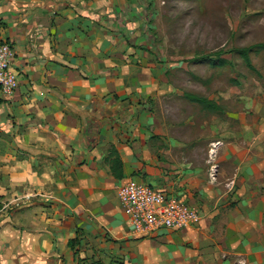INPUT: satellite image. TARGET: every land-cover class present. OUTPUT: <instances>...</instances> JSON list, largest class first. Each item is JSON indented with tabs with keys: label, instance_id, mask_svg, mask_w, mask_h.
Returning a JSON list of instances; mask_svg holds the SVG:
<instances>
[{
	"label": "crops",
	"instance_id": "crops-1",
	"mask_svg": "<svg viewBox=\"0 0 264 264\" xmlns=\"http://www.w3.org/2000/svg\"><path fill=\"white\" fill-rule=\"evenodd\" d=\"M139 16L135 0H0L19 81L0 90L1 140L55 153L70 175L57 192L0 190L2 264H264V123H229L206 170L156 177ZM112 147L127 177L187 199L200 223L137 235L129 217L93 219L84 194Z\"/></svg>",
	"mask_w": 264,
	"mask_h": 264
},
{
	"label": "rangeland",
	"instance_id": "rangeland-1",
	"mask_svg": "<svg viewBox=\"0 0 264 264\" xmlns=\"http://www.w3.org/2000/svg\"><path fill=\"white\" fill-rule=\"evenodd\" d=\"M135 1L140 6V44L150 47L149 55L140 51L139 58L150 70L141 92L155 176L162 180L206 170L214 163L211 144L226 141L221 135L229 123H264V49L259 47L264 43V0ZM240 48L251 49V66L236 51ZM219 54L228 64H217ZM187 93L215 102L221 111L205 109ZM110 151L104 167L112 166ZM104 169L101 186L84 194L93 207L91 217L109 226L120 218L128 225L116 188L139 173L116 180L112 169ZM65 171L55 153L22 149L0 136V190L29 186L57 192L67 187L70 175Z\"/></svg>",
	"mask_w": 264,
	"mask_h": 264
},
{
	"label": "built area",
	"instance_id": "built-area-1",
	"mask_svg": "<svg viewBox=\"0 0 264 264\" xmlns=\"http://www.w3.org/2000/svg\"><path fill=\"white\" fill-rule=\"evenodd\" d=\"M13 48L6 41H0V90L7 96L15 95L19 81L12 67ZM213 158L221 142L211 144ZM120 203L126 207V214L137 235H150L164 230H183L197 226L202 214L198 206L183 197L169 195L153 186L129 180L118 188ZM0 264L2 261L0 259Z\"/></svg>",
	"mask_w": 264,
	"mask_h": 264
},
{
	"label": "trees",
	"instance_id": "trees-1",
	"mask_svg": "<svg viewBox=\"0 0 264 264\" xmlns=\"http://www.w3.org/2000/svg\"><path fill=\"white\" fill-rule=\"evenodd\" d=\"M259 47L264 49V43L260 44ZM250 50H251L250 48H240V49L236 50L239 54H241L243 56L245 62L249 66H251ZM220 56H221V54H219V56H218L217 64L221 65V66L228 64V61L221 58ZM186 96L191 101L202 104L205 109H208L211 111H216V112L221 111L220 106H218L215 102H213V101H211V100H209L203 96L196 95L193 93H187ZM109 157L112 158L110 161L112 163L111 169L113 171L115 178L116 179L123 178V176H124L123 163L120 159V155H119L118 151L116 150V148H114V147L111 148Z\"/></svg>",
	"mask_w": 264,
	"mask_h": 264
}]
</instances>
